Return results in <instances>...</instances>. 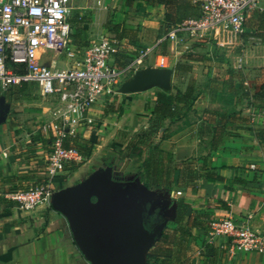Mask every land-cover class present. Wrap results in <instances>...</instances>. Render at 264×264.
I'll return each instance as SVG.
<instances>
[{
  "label": "crops",
  "instance_id": "obj_1",
  "mask_svg": "<svg viewBox=\"0 0 264 264\" xmlns=\"http://www.w3.org/2000/svg\"><path fill=\"white\" fill-rule=\"evenodd\" d=\"M72 1L67 51H74V56L46 50L39 61L66 68L93 43L111 36L118 41V51L110 62L126 71L118 91L95 104L89 113L73 117L72 136L77 134L94 145L80 166V161H71L56 174L54 188L105 172L109 185L97 187L90 204L102 201L113 187L127 188L134 192V204L147 201L143 224L158 235V211L151 207L164 198L158 188L173 187V195L180 191L179 199L188 204L182 223L190 236L180 247L173 243V254L163 264H264V252L230 251L218 242H205L210 221L224 216L240 223L248 220L264 232V105L255 97L264 83V0L246 14L242 33L218 28L196 39L186 29V33H178L179 41L161 42L160 34L174 27L164 21L162 4ZM186 1V20L197 17L201 0ZM150 47L166 58L165 69H171L169 82L164 85L155 80L130 88L128 75L150 70L147 67L154 50L145 57L146 63L138 61L140 51ZM154 62L155 70L161 68ZM30 84L39 88L32 82L6 89L0 85V108L5 116L0 122V264H91L64 214L52 205L25 212L10 196L42 183L47 174L50 109L45 123L32 106H24L21 114L16 108L28 101L19 99V92H26ZM188 87L191 95L180 103L178 117L153 112L157 89L182 95ZM26 112L33 116L25 118ZM105 154H121L123 174L138 175L141 182L114 178L111 172L117 158L105 162ZM146 262L150 264L148 259Z\"/></svg>",
  "mask_w": 264,
  "mask_h": 264
},
{
  "label": "built area",
  "instance_id": "obj_2",
  "mask_svg": "<svg viewBox=\"0 0 264 264\" xmlns=\"http://www.w3.org/2000/svg\"><path fill=\"white\" fill-rule=\"evenodd\" d=\"M72 0H0V85L6 89L15 83H37L41 94L53 99L50 109L52 129L47 156L45 180L33 188L13 192L10 196L22 211H33L38 206H50L56 174L71 161L82 156L74 146H64L72 135L71 122L118 91L122 74L110 59L118 51V41L102 37L89 46L83 56L74 59L66 68H57L39 61L41 52H67L71 34ZM259 0H201L197 17L183 21L160 34L158 42L179 41L178 33L189 29L196 39L212 34L218 28L239 34L243 32L246 14L259 7ZM154 48L140 51L143 61ZM156 64L165 68L166 58L157 54ZM254 169L255 164H250ZM180 191H176L175 194ZM220 238H224L220 241ZM207 244H215L230 251L237 248L249 252H264V232L245 220L238 222L230 216L210 221L205 235Z\"/></svg>",
  "mask_w": 264,
  "mask_h": 264
},
{
  "label": "water",
  "instance_id": "obj_3",
  "mask_svg": "<svg viewBox=\"0 0 264 264\" xmlns=\"http://www.w3.org/2000/svg\"><path fill=\"white\" fill-rule=\"evenodd\" d=\"M170 74L171 69L165 68L156 69L153 77L146 72L141 82L134 83L135 79H132L130 88L136 84L145 86L155 80L165 85ZM4 119L0 108V122ZM108 185L109 177L105 172H94L79 183L54 190L51 205L66 216L76 243L91 264H147L146 250L159 236L144 227L142 214L148 210L147 201L134 204V192L113 187L102 201L91 205L90 197L97 187ZM117 195L121 196L120 211L126 210L127 214L104 211Z\"/></svg>",
  "mask_w": 264,
  "mask_h": 264
},
{
  "label": "trees",
  "instance_id": "obj_4",
  "mask_svg": "<svg viewBox=\"0 0 264 264\" xmlns=\"http://www.w3.org/2000/svg\"><path fill=\"white\" fill-rule=\"evenodd\" d=\"M133 1L134 0H125L127 5H131ZM143 1H146L148 4L151 5L162 4L165 8L164 21L167 22V24H170L171 26H176L186 20V7L189 6V2L186 0ZM115 38L116 37H114V39ZM155 94L156 101L155 106L153 108V112L159 114L160 116L169 117L171 119L180 115V108L182 107L180 103L183 101L186 102L187 97L191 95L189 87L182 95H172L160 89H157ZM255 97L256 99L260 100L259 103L261 105H264V83L260 86V89ZM220 117L224 118L225 113H221ZM93 145V141L82 138L77 134L73 136H67L64 141V146H74L80 152L82 160L78 163V166H80L90 156ZM187 207L188 204H186L183 199L177 200L175 222L178 226H176L177 229L175 228L174 230H172V235L176 236V233L180 232L178 235V239L176 240L175 238V242H172V240L167 242L161 239L162 242L159 240L155 245H153L150 248L149 253L147 254V259L150 264H156L158 260L160 261L159 264H163V262L170 258L173 254V243L177 242L178 246L180 247L187 241L188 237L190 236V233L187 231V228L185 229V225L182 223V214L187 209ZM178 253L181 254L182 252L179 251Z\"/></svg>",
  "mask_w": 264,
  "mask_h": 264
},
{
  "label": "rangeland",
  "instance_id": "obj_5",
  "mask_svg": "<svg viewBox=\"0 0 264 264\" xmlns=\"http://www.w3.org/2000/svg\"><path fill=\"white\" fill-rule=\"evenodd\" d=\"M158 44H160V43H158ZM152 54L154 56L151 57V64L149 63V66L147 67V69H150V70L154 69L153 65L155 64L154 61L156 60V56H157L158 52H156V50H154L152 52ZM144 60L142 61V63H146V62H144ZM167 61H168V65H169L170 64V58H167ZM143 69H146V68H143ZM146 71H148V70H139V72L137 74H134L133 76L128 75L127 79H130L129 77H131V79H136V78L142 77L146 73ZM19 93H20L19 99H21V97H23L22 99H28V101H26V103L20 102V104H22V105L16 107L19 110L20 114L22 113L21 110L24 106H26V108H28V106H32V110H39L40 111L39 113L41 114V117L39 119H42L43 121H45V123H47L48 122L47 120H49V117L48 116L46 117V115L48 114L49 109H51V107H52L53 99L50 97H45V96L41 95L39 88L35 84H30V86L26 90V92H19ZM24 96H25V98H24ZM21 100H19V101H21ZM26 113H27L26 116L23 115L25 118H29L30 116H33L32 113H28V112H26ZM121 156H122L121 154H105V159H103L105 162H110L115 157L117 158V160L115 162V166L113 167L114 172L113 171L111 172V174H113L112 176H114V178L117 177L116 179H118V178L123 179V177H124L125 181H129V182L133 181V183L134 182L140 183L141 180H140L138 175L129 174V175L125 176L123 174L122 170L120 169L121 163L123 162V160H122L123 157H121ZM145 177H147V176H145ZM174 189H176V188H174ZM158 192L161 195H164V198H163L162 202H160L159 205H157V206L153 205L151 207L152 209H154V210L156 209L158 211V217H157L158 220H155V221L157 223L156 229H158V231L160 232V234H159V232L157 233V234H159V236L156 237V240L154 243L156 244L159 240L161 241V239L164 241H167V242H169L171 240H172V242H175L174 240H175V238H176V240L178 239V235L177 234H176V236L172 235V230H174L175 228L177 229L176 226H178L177 224H175V220H174L175 217L174 216H176L177 200L180 197H178V194L177 193L175 194V192H174L175 195H173V187L158 188ZM117 196L112 201H110L108 206L104 207V211L108 212V213H113V212L115 213V212L119 211V212H123L124 214H127L126 210L120 211L119 205H120L121 196L120 195H117ZM130 208L133 209L132 206ZM119 212H117L116 214L118 215ZM150 248L151 247H149V249L146 250V260H147V254L149 253ZM185 259H186V256H185Z\"/></svg>",
  "mask_w": 264,
  "mask_h": 264
},
{
  "label": "bare ground",
  "instance_id": "obj_6",
  "mask_svg": "<svg viewBox=\"0 0 264 264\" xmlns=\"http://www.w3.org/2000/svg\"><path fill=\"white\" fill-rule=\"evenodd\" d=\"M146 72H148V74H151V73H155L156 74V70L155 69H151V70H148V71H146ZM153 76V75H152ZM142 78L143 77H140V78H138V79H135L133 82L134 83H139V82H141L142 81Z\"/></svg>",
  "mask_w": 264,
  "mask_h": 264
},
{
  "label": "flooded vegetation",
  "instance_id": "obj_7",
  "mask_svg": "<svg viewBox=\"0 0 264 264\" xmlns=\"http://www.w3.org/2000/svg\"><path fill=\"white\" fill-rule=\"evenodd\" d=\"M150 228H151V226H150ZM151 229H153V228H151Z\"/></svg>",
  "mask_w": 264,
  "mask_h": 264
}]
</instances>
